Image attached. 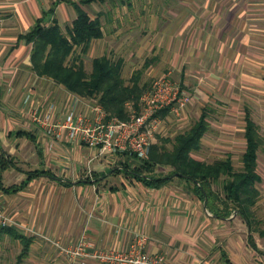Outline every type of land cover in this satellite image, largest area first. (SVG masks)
<instances>
[{
  "label": "crops",
  "instance_id": "0c3cea01",
  "mask_svg": "<svg viewBox=\"0 0 264 264\" xmlns=\"http://www.w3.org/2000/svg\"><path fill=\"white\" fill-rule=\"evenodd\" d=\"M82 1L0 0V154L4 152L19 167L5 170L2 183L19 185L27 179L28 170L45 169L54 174L35 176L15 192L0 187V207L9 217V225L31 238L28 264H104L92 258L68 259L53 243L69 246L85 239L91 252L96 248L126 252L135 233L146 236V253L164 254L168 264H264V254L250 244L246 222L242 219L244 226L237 228L234 218L214 216L201 199L186 190L185 182L174 179L156 188L124 173H112L110 169L124 158H96L89 147L58 140L33 120L32 110L42 117L61 119L74 94L36 74L32 44L21 35L39 19L45 25L54 20L71 25L77 4L102 21L103 36L92 39L87 51L95 41L118 38L120 14L107 15L99 9L93 15L86 6L96 2L86 5ZM131 2L149 4L151 0ZM176 2L181 11L178 22L184 29L187 0ZM193 2L211 10L215 0ZM199 19L205 29V17ZM106 20L109 35L104 30ZM170 78L189 94L190 103V92ZM88 177L90 182H80ZM242 228H246L245 234Z\"/></svg>",
  "mask_w": 264,
  "mask_h": 264
},
{
  "label": "rangeland",
  "instance_id": "374dc122",
  "mask_svg": "<svg viewBox=\"0 0 264 264\" xmlns=\"http://www.w3.org/2000/svg\"><path fill=\"white\" fill-rule=\"evenodd\" d=\"M131 1L103 0L102 6L97 2L86 6L93 15L99 9L107 15L120 14L116 29L119 35L115 40L106 37L95 41L86 52L78 47L68 62L78 54L85 70L90 72L95 57L105 55L112 61L122 58V78L130 84L138 72V82L144 91L161 75L168 74L180 82L190 92L191 102L178 115L164 116L162 135L153 143L162 138L173 139L206 110L208 129L200 149L192 152V156L208 163L230 158L236 170L241 168L246 147L245 116L249 112L259 135L257 171L262 177L257 184L258 200L251 207L256 222L252 235L264 249V236L259 233L264 229V0H215L211 10L205 4L187 0L183 5L184 29L178 22L177 13L181 11L176 0H151L149 4ZM200 7L208 10L204 12ZM202 16L205 29L199 25ZM108 22L104 30L109 35ZM68 25L65 22L61 26ZM76 61L79 60L76 58ZM84 100L89 104L99 102L97 96ZM165 171L157 168L159 173ZM212 187L222 193L220 182ZM0 211L9 218L1 207ZM228 218L237 221L235 227L244 226L237 212ZM242 229L245 234L246 228ZM22 249L19 240L1 234L0 264H28L30 246L27 255L20 259Z\"/></svg>",
  "mask_w": 264,
  "mask_h": 264
},
{
  "label": "trees",
  "instance_id": "16d2710c",
  "mask_svg": "<svg viewBox=\"0 0 264 264\" xmlns=\"http://www.w3.org/2000/svg\"><path fill=\"white\" fill-rule=\"evenodd\" d=\"M98 1L103 0H83L82 4L89 5ZM75 7L77 16L71 25L63 28L57 20L45 25L43 19H39L27 33L21 35L27 43L32 44L33 69L36 74L53 79L75 95L87 98L97 96L108 117L126 119V103L133 102L137 105L144 91L138 82L140 74L136 72L131 83L126 84L121 75L122 60L112 61L105 55L93 58L90 72L85 70L78 54L68 62V57L74 55L78 47L86 52L92 39L103 36L101 19L98 16L92 18L82 6L76 4ZM167 111L168 109H164L161 114ZM207 116L204 110L188 129L176 134L173 139L162 138L153 143L146 159L134 153H121L120 156L124 159H120L110 172L124 173L156 188L171 180L180 179L187 184L188 191L201 199L214 216L228 218L232 212H237L249 227L250 244L257 252L264 254V250L256 245L252 235L256 222L251 207L258 200L260 192L257 184L262 180L257 171L260 142L257 126L247 112L244 133L246 147L241 157L242 166L236 170L230 158L208 163L192 156V152L200 149L202 138L208 129ZM167 143H170V147ZM10 167L19 169L12 158L4 152L1 153L0 187L7 193L18 191L35 176H54L50 170H28L25 171L28 177L24 182L6 187L2 183V174ZM159 167L167 171L159 173ZM90 181L88 177L80 182ZM218 182L221 183L222 193L212 187V184ZM3 233L22 243L23 249L19 258L25 257L31 238L12 226H0V235ZM259 233L264 236V229Z\"/></svg>",
  "mask_w": 264,
  "mask_h": 264
},
{
  "label": "built area",
  "instance_id": "2783aa9c",
  "mask_svg": "<svg viewBox=\"0 0 264 264\" xmlns=\"http://www.w3.org/2000/svg\"><path fill=\"white\" fill-rule=\"evenodd\" d=\"M189 101V94L165 74L152 81L140 95L137 105L126 103V119L108 117L99 102L89 104L75 94L61 119L55 120L48 115L42 117L38 110H32L31 117L54 138L89 147L96 158H116L128 152L146 159L153 140L164 127L162 110L168 109V113L178 115ZM8 225L9 220L0 211V226ZM146 241L145 235L135 233L130 249L126 252L104 248H96L91 252L85 239L69 246L58 242L53 244L68 259L92 258L104 264H168L164 254H148L144 251Z\"/></svg>",
  "mask_w": 264,
  "mask_h": 264
}]
</instances>
